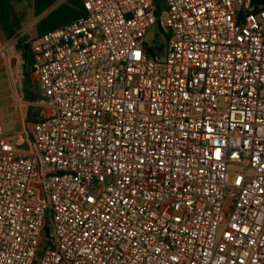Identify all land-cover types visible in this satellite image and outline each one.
Segmentation results:
<instances>
[{
    "label": "built area",
    "instance_id": "obj_1",
    "mask_svg": "<svg viewBox=\"0 0 264 264\" xmlns=\"http://www.w3.org/2000/svg\"><path fill=\"white\" fill-rule=\"evenodd\" d=\"M79 1L24 41L49 103L0 124V264H264V8ZM0 62L16 100L1 37Z\"/></svg>",
    "mask_w": 264,
    "mask_h": 264
},
{
    "label": "trees",
    "instance_id": "obj_2",
    "mask_svg": "<svg viewBox=\"0 0 264 264\" xmlns=\"http://www.w3.org/2000/svg\"><path fill=\"white\" fill-rule=\"evenodd\" d=\"M27 4L32 8V15L34 18H38V22L35 24V36L38 38L50 31H55L62 28L76 18L81 17L84 12L79 0H65L59 4L56 8L50 10L60 0H25ZM253 6L256 9L264 8V0H252ZM154 4L157 8V14H160V0H154ZM50 10L48 13H46ZM46 13V14H44ZM44 14V15H43ZM25 21V15L23 12L15 10L10 0H0V37L2 41H10L22 30L23 23ZM158 28L160 29L159 21ZM161 31V29H160ZM25 39L19 40L17 47L21 52V61L23 67V75L25 77V97L30 103L40 102L42 99L39 98L38 93L31 91L29 85V72L25 71V65L31 66V55L30 50H24L23 44ZM36 112L33 108H29L27 112V123L31 125L35 124ZM44 232L47 234L48 230L44 228Z\"/></svg>",
    "mask_w": 264,
    "mask_h": 264
},
{
    "label": "rangeland",
    "instance_id": "obj_3",
    "mask_svg": "<svg viewBox=\"0 0 264 264\" xmlns=\"http://www.w3.org/2000/svg\"><path fill=\"white\" fill-rule=\"evenodd\" d=\"M65 0H60L56 5H54L50 10L56 8L59 4ZM15 10L18 12H23L25 15V21L22 26V30L19 36L23 39L34 38L35 36V24L38 22V18H34L32 13V8L27 4L25 0H10ZM48 10L46 13H48ZM44 13V14H46ZM43 14V15H44ZM160 29L162 27L160 26ZM157 25L153 26L149 32L145 35L144 43L146 45L158 44L163 45L165 38L162 31H160ZM5 46H8L9 53L16 59L15 63L16 70L18 72V98L13 99L11 93L6 84V76L4 73L3 66L0 62V124H2L4 137L17 138L19 135L26 136V130L31 126V123H27V112L28 100L25 97V77L23 75V67L21 63V52L16 46V44L9 48L10 41L3 42ZM29 85L31 91L36 93V86L34 79L29 75ZM39 102H36V104ZM48 99H42L40 105H47ZM34 109V108H33ZM45 112L49 113V110L44 108ZM35 111V109H34ZM50 231L52 228L50 227Z\"/></svg>",
    "mask_w": 264,
    "mask_h": 264
},
{
    "label": "water",
    "instance_id": "obj_4",
    "mask_svg": "<svg viewBox=\"0 0 264 264\" xmlns=\"http://www.w3.org/2000/svg\"><path fill=\"white\" fill-rule=\"evenodd\" d=\"M23 48H24V50H27L28 47H27L26 44H23ZM24 69H25L26 72H30V65H25V68ZM17 148L18 149L27 150L28 149V146H27L26 143H23V144L17 146Z\"/></svg>",
    "mask_w": 264,
    "mask_h": 264
}]
</instances>
